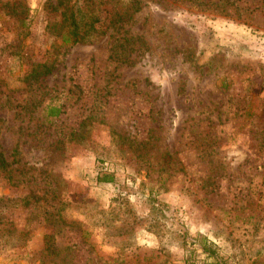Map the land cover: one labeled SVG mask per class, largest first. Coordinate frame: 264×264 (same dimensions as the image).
<instances>
[{
	"label": "rangeland",
	"instance_id": "374dc122",
	"mask_svg": "<svg viewBox=\"0 0 264 264\" xmlns=\"http://www.w3.org/2000/svg\"><path fill=\"white\" fill-rule=\"evenodd\" d=\"M0 151V264H264V0H0Z\"/></svg>",
	"mask_w": 264,
	"mask_h": 264
},
{
	"label": "trees",
	"instance_id": "16d2710c",
	"mask_svg": "<svg viewBox=\"0 0 264 264\" xmlns=\"http://www.w3.org/2000/svg\"><path fill=\"white\" fill-rule=\"evenodd\" d=\"M71 39H73V41H77L78 38H77V32L74 31L72 34H71ZM67 40H70V38H67ZM42 69L41 70H34L32 69L29 73V75L33 78L35 77H39L40 75H44V74H47L50 72V67L43 64L42 65ZM60 109L59 107H56V106H51L49 108V114L51 115H57L59 113ZM8 162L6 161L3 153L0 151V168L4 169L8 166ZM113 178V175L112 174H109V173H101V174H98L97 176V181L98 182H108V181H111ZM205 251V250H204Z\"/></svg>",
	"mask_w": 264,
	"mask_h": 264
}]
</instances>
